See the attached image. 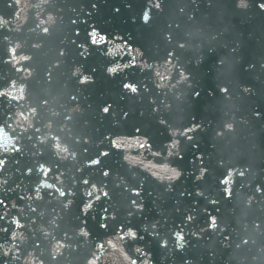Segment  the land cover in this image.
Returning <instances> with one entry per match:
<instances>
[{
    "label": "water",
    "instance_id": "obj_1",
    "mask_svg": "<svg viewBox=\"0 0 264 264\" xmlns=\"http://www.w3.org/2000/svg\"><path fill=\"white\" fill-rule=\"evenodd\" d=\"M245 3L0 0V264H264Z\"/></svg>",
    "mask_w": 264,
    "mask_h": 264
},
{
    "label": "snow or ice",
    "instance_id": "obj_2",
    "mask_svg": "<svg viewBox=\"0 0 264 264\" xmlns=\"http://www.w3.org/2000/svg\"><path fill=\"white\" fill-rule=\"evenodd\" d=\"M239 6H240V7H246L247 5H246V3H245V0H240V4H239ZM259 6H260L261 9H264V3H261ZM157 7H159V5H157ZM149 19H150L149 14H148L147 12H145V13L143 14V20H144V22L147 23V22L149 21ZM44 31L47 32V29H45ZM93 43H95V41H93ZM82 82H83V81H82ZM123 87H124L125 89H129V90H130L131 92H133V93L137 92V88H136V86H135L134 84L125 83V84L123 85ZM224 91H227V89H225ZM103 111H104L105 113H108V112H109V107H108V106L104 107ZM37 130H38V129H37ZM105 155H106V154H105ZM2 163H3V161L0 160V164H2ZM91 163H92V164H98L99 161H98V160H93ZM108 174H109V173H107V172L104 173L105 176H107ZM239 175H240L241 177H243V176L245 175V173H244L243 171H241V172L239 173ZM85 183H87V181H85ZM221 183L224 184V185H227V184H228V180H227L226 178H222ZM257 191H259V188L257 189ZM224 192H225V195H226L227 198H230V197H231V192L227 189V187H225ZM61 195H64V193L62 192ZM136 195H138V193H136ZM133 203H136V201L133 200ZM213 203H215V201H213ZM189 219H191V217H189ZM211 225H212L213 227L216 226V225H215V219H214V218L211 220ZM182 238H183V237H181V239H182ZM245 243H246V241H245Z\"/></svg>",
    "mask_w": 264,
    "mask_h": 264
}]
</instances>
